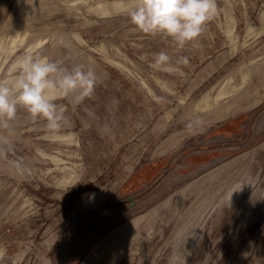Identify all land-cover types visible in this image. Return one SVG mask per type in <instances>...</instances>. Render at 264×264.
Instances as JSON below:
<instances>
[{"label": "rangeland", "instance_id": "1", "mask_svg": "<svg viewBox=\"0 0 264 264\" xmlns=\"http://www.w3.org/2000/svg\"><path fill=\"white\" fill-rule=\"evenodd\" d=\"M133 3L0 0V80L31 54L99 81L58 131L0 127V264H264V0L183 48Z\"/></svg>", "mask_w": 264, "mask_h": 264}, {"label": "clouds", "instance_id": "2", "mask_svg": "<svg viewBox=\"0 0 264 264\" xmlns=\"http://www.w3.org/2000/svg\"><path fill=\"white\" fill-rule=\"evenodd\" d=\"M216 0H134L125 8L132 25L147 35L171 38L177 47L197 40L207 22L216 14ZM63 43V38H61ZM170 56L161 51L155 63H168ZM12 80H0V127L8 128L23 108L34 120L46 121L44 127L58 131L68 123L66 108L58 99L73 106L91 97L98 86L95 70L84 64L65 65L42 55H26Z\"/></svg>", "mask_w": 264, "mask_h": 264}]
</instances>
